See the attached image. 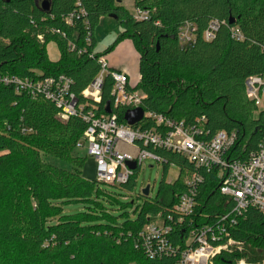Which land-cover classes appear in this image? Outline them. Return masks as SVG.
I'll list each match as a JSON object with an SVG mask.
<instances>
[{"label":"trees","instance_id":"obj_1","mask_svg":"<svg viewBox=\"0 0 264 264\" xmlns=\"http://www.w3.org/2000/svg\"><path fill=\"white\" fill-rule=\"evenodd\" d=\"M48 2L46 11L36 0H0V72L31 79L65 75L83 101L82 92L99 73L97 59L108 53L95 52V29L102 18H113L121 28L116 44L131 40L139 54L140 80L134 90L146 95L144 112L187 125L204 119L208 139L234 131L235 157L257 148L264 112L255 117L245 83L264 76V0H134L135 10L147 13L144 20H137L120 0ZM211 21L221 25L215 39L205 42ZM186 22L196 25L197 38L182 47L178 32ZM233 26L241 29L244 41L233 40ZM89 32L91 45L86 42ZM51 42L59 51L56 61L47 54ZM103 88L99 112L113 109L125 123L126 110L114 108L109 75ZM135 126L153 129L154 123ZM86 128L80 118L63 121L49 100L0 86V264H177L169 255L151 259L136 246L150 216L169 213L185 191L192 164L179 154L154 150L165 171L175 165L181 174L172 184L163 181L154 198L141 193L144 202L134 208V202H120L101 190V183L83 177L84 158L76 144ZM203 173L194 215L200 225L215 223L234 205L220 194L218 169ZM135 179L136 173L113 187L132 190ZM74 203L84 209L67 214L65 208ZM107 204L120 205L124 212L115 215ZM235 218L226 227L241 246L222 252L214 263L264 264V214L250 208ZM187 235V223L176 225L169 240L183 245Z\"/></svg>","mask_w":264,"mask_h":264},{"label":"built area","instance_id":"obj_2","mask_svg":"<svg viewBox=\"0 0 264 264\" xmlns=\"http://www.w3.org/2000/svg\"><path fill=\"white\" fill-rule=\"evenodd\" d=\"M81 14L85 15L83 12ZM134 17L144 20L148 16L146 12L135 10ZM220 25L219 21L208 24L203 33L205 42L215 39ZM230 32L234 41H244L239 27L233 26ZM196 38V25L186 22L180 27V46H190ZM39 39L42 40L41 37ZM86 42L91 45V32L87 34ZM70 47L72 50L76 48L74 44H70ZM97 60L99 73L82 92L83 101L71 91L73 81L65 75L31 79L0 72V86L11 87L17 94L25 92L32 99L42 98L53 102L63 121L72 117L82 119L87 128L76 149L85 151L95 159L97 182L101 184L113 187L127 183L147 160L163 164L164 160L154 150L170 151L184 157L194 169L185 176V191L179 195L169 213L150 216L147 226L139 234L136 247L151 259L169 255L177 259V264H215V258L222 252L241 246V243L230 239L227 223L231 221V224H235V217L242 216L250 208L264 214V135L255 150L244 157L239 154L235 157L231 151L237 143V133L220 131L208 139L201 125L204 119L187 125L167 116L144 112L139 123L149 120L154 123L153 129L130 126L125 120V123H120L113 109L111 113L99 112L105 78L109 75L113 80L115 109L128 111L141 108L146 95L134 90L135 86L126 72L111 69L105 56ZM245 85L246 96L255 105L256 114L264 112V76L250 77ZM131 165H135V169H131ZM212 168L219 171L220 194L234 205L230 213L221 216L215 223L200 225L194 218L197 198L205 181L203 172H209ZM185 223L188 224V235L184 244L174 246L169 236L174 226L182 227Z\"/></svg>","mask_w":264,"mask_h":264},{"label":"rangeland","instance_id":"obj_3","mask_svg":"<svg viewBox=\"0 0 264 264\" xmlns=\"http://www.w3.org/2000/svg\"><path fill=\"white\" fill-rule=\"evenodd\" d=\"M46 0H36L38 4L43 3ZM124 7L130 11L131 13L135 10L134 0H122ZM121 33V28L119 23L112 18H107L103 21H101L98 24V27L95 29V50H97L99 53H106L104 56H109V60L112 63V61L115 59V57H119L117 60H119V65L123 63V60L125 59L126 55L129 53L130 49L134 51L136 48L134 46V43L130 40H127L122 43L123 47L121 50H119L120 43L116 44L117 38L119 34ZM116 44V45H115ZM115 46V47H114ZM114 47V49L110 51V49ZM47 54L48 57L52 61H56L59 58V51L57 48V45L54 42H51L47 46ZM138 65V64H137ZM135 66L133 71L131 72L130 78H132L135 82L139 78V71L138 66ZM264 109V107L262 108ZM257 114H255V117ZM78 156L83 157L84 159V166L82 170V175L85 179L93 182H97V176H96V164L95 159H93L91 156H89L85 151H79ZM52 162H56L58 165H64L59 160H53L49 159ZM181 169L175 165H170L167 167V170L165 171V167L163 164L157 163L154 160H147L145 162V165L142 166L137 172H136V179H135V185L132 190L128 189H119L114 188L108 185L100 184L99 187L101 190L106 192L107 194H111L112 196L116 197L120 202H134V208L138 205H142L145 197L141 196L142 190L150 186V197L154 198L158 191L160 190L161 183L164 181L166 184H172L174 183L180 176ZM107 208H109L111 211H115L118 215L119 213L124 212L120 205H106ZM84 209V205L81 203H74L70 204L65 208V212L68 213H76L80 210ZM127 212L132 213V209H127Z\"/></svg>","mask_w":264,"mask_h":264},{"label":"crops","instance_id":"obj_4","mask_svg":"<svg viewBox=\"0 0 264 264\" xmlns=\"http://www.w3.org/2000/svg\"><path fill=\"white\" fill-rule=\"evenodd\" d=\"M120 1H121V4L124 6L123 1L122 0H120ZM107 18L108 17L102 18L100 20V22L107 19ZM95 38H96V36H95ZM125 41H127V40H125ZM125 41H123V42H125ZM123 42H121L119 44L120 45L119 50L122 49V47H123L122 43ZM95 52L99 53L97 50H95ZM105 57L108 60V63L110 65L111 69L126 72L130 76L134 67L138 64L137 66H138V71H139V54L137 53L136 49L134 51H132V49H130L129 53L126 55L125 59L123 60V63L120 65L118 64L119 60H117L119 57L116 56L115 59L112 61V63L109 60V56L108 57L105 56ZM139 80H140V75H139V78L137 79L136 82L132 78H130V82L134 86L139 82Z\"/></svg>","mask_w":264,"mask_h":264},{"label":"water","instance_id":"obj_5","mask_svg":"<svg viewBox=\"0 0 264 264\" xmlns=\"http://www.w3.org/2000/svg\"><path fill=\"white\" fill-rule=\"evenodd\" d=\"M42 8L46 11L49 9L48 0L42 3ZM232 22L233 20L230 21V23ZM107 113H111L110 108L107 109ZM143 117H144V110L142 108H136V109L126 111L124 115V120L128 123V125L135 126L137 123H139L143 119ZM131 169H135V165H131ZM150 189H151L150 186L145 187L142 190V195L145 197H148L150 195Z\"/></svg>","mask_w":264,"mask_h":264}]
</instances>
